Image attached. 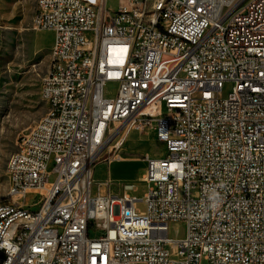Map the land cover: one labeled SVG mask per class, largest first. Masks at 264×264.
I'll use <instances>...</instances> for the list:
<instances>
[{
	"label": "built area",
	"instance_id": "2783aa9c",
	"mask_svg": "<svg viewBox=\"0 0 264 264\" xmlns=\"http://www.w3.org/2000/svg\"><path fill=\"white\" fill-rule=\"evenodd\" d=\"M107 1L37 0L50 121L8 159L0 264H264V0ZM133 130L165 147L144 156L145 211L135 184L94 190Z\"/></svg>",
	"mask_w": 264,
	"mask_h": 264
},
{
	"label": "rangeland",
	"instance_id": "374dc122",
	"mask_svg": "<svg viewBox=\"0 0 264 264\" xmlns=\"http://www.w3.org/2000/svg\"><path fill=\"white\" fill-rule=\"evenodd\" d=\"M144 1L148 6L155 2ZM118 6L119 0L107 1V7L112 11H116ZM36 11L37 0H0V200L17 199L9 195L8 159L18 149L21 137L47 112L42 81L50 65L54 31L34 28ZM117 88L118 83L109 82L105 88L106 95L114 96ZM229 88V85L224 88V96ZM148 131L151 130H133L119 150L105 149L98 161L102 164L99 172L94 174L95 191H115L122 183L135 184L136 188L129 193L140 199L137 202L140 211L146 209L145 195L148 191V185L139 178L145 171L144 164L138 160H122L112 164L110 170L109 165L123 150L124 155L138 156L139 159L146 155L136 153L142 149H148L151 156H162L165 147ZM110 173L115 182H109ZM21 203L32 204L28 198ZM185 233V223L170 224V237L182 238Z\"/></svg>",
	"mask_w": 264,
	"mask_h": 264
},
{
	"label": "crops",
	"instance_id": "0c3cea01",
	"mask_svg": "<svg viewBox=\"0 0 264 264\" xmlns=\"http://www.w3.org/2000/svg\"><path fill=\"white\" fill-rule=\"evenodd\" d=\"M132 132V131H131ZM131 132H130V134H131ZM141 132H144V131H141ZM150 134H152L153 135V137L155 138V140L156 141H158L157 140V137H156V132L154 131V130H151V131H148ZM152 132V133H151ZM129 134V135H130ZM128 135V136H129ZM126 141H128V137H127V140ZM124 151V150H123ZM123 151H121V158L120 159H117V158H115L114 159V161H111V163H110V165H109V170H110V168H111V166H112V164H114V163H116V162H119V161H122V160H138L139 162H141V163H143L144 164V168L146 167V161H145V159H139L138 158V156H135V157H133L132 155H124L122 152ZM136 153H142V154H145L146 153V155H150V152H149V150L148 149H142L141 150V152H136ZM145 155V156H146ZM143 156V155H142ZM144 157V156H143ZM102 164H99V162L95 165V167H94V170H93V178H94V174H98V172H99V168H100V166H101ZM103 166H105L104 164H103ZM111 174V173H110ZM142 176H140L139 178H141ZM108 180H109V182H115V180H114V177H113V175L111 174L109 177H108ZM133 184L132 182H127L126 184ZM123 184H125V183H122V184H120V186L117 188V189H115V191L114 190H112L111 189V191H109V192H111V193H113V194H119L121 191H122V185Z\"/></svg>",
	"mask_w": 264,
	"mask_h": 264
},
{
	"label": "bare ground",
	"instance_id": "6f19581e",
	"mask_svg": "<svg viewBox=\"0 0 264 264\" xmlns=\"http://www.w3.org/2000/svg\"><path fill=\"white\" fill-rule=\"evenodd\" d=\"M176 0H165V2H175ZM257 0H248V3H255ZM44 81V80H43ZM42 95L44 98V85H42ZM50 121V111H47L44 116L35 124V129H43V125L49 124ZM33 127V126H32ZM26 142V134H24L19 143ZM15 156V162H22V153H12L10 157ZM9 177V193H12L14 190V175H8ZM15 197V196H12Z\"/></svg>",
	"mask_w": 264,
	"mask_h": 264
}]
</instances>
